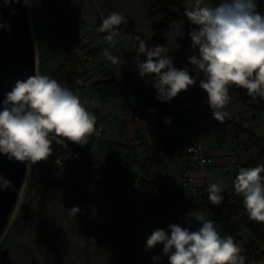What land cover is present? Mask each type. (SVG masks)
Wrapping results in <instances>:
<instances>
[{"label":"rangeland","instance_id":"374dc122","mask_svg":"<svg viewBox=\"0 0 264 264\" xmlns=\"http://www.w3.org/2000/svg\"><path fill=\"white\" fill-rule=\"evenodd\" d=\"M37 2L36 14L30 9L31 18L35 24L40 21L38 31L41 40L36 36L37 25L33 26V35L38 50L37 71L51 76L64 87H66L65 79L58 71L62 63L60 45L61 40L64 39L58 38L59 34H52L50 24L56 23L58 20L66 21L70 28L82 40L89 43L92 48H101V63L107 65L112 62L106 61L108 58L105 53L107 52L111 56L114 54L109 50L112 41L105 39L109 33L97 30L101 26L102 18H107L112 11L119 12L125 17L126 23L117 26V35L114 37L120 39L122 45L126 46L127 49H131V44L135 41L132 40V35L128 34L126 29L133 17L142 21L149 9L146 0H37ZM141 26L143 40L147 43L150 24L145 19V25L141 24ZM176 35L177 32L171 37V43L167 49L174 59H176L174 55L176 48L173 45ZM140 59L143 61L142 58ZM88 69L90 70V78L95 80L100 77L99 72L102 67H89ZM188 70L193 77L206 79L205 72L197 65L191 64ZM153 76L154 74L147 75L144 79L151 83ZM127 83L126 85H131L132 88L136 85H133L131 81ZM195 83L190 85L191 87L189 86L187 91H181L168 102L156 99L153 104L155 110L159 109L161 105L163 107L168 106L170 102L173 103V109L167 113H157L154 116L153 126L146 122L153 120H150V112H143L141 115L143 119L139 124L144 126L146 123V126L139 130V133L146 135L148 140L164 141L169 146H178L181 140L188 136V131L195 127L197 118L200 119L202 125L199 137H202L200 139L205 142L215 156L214 165L209 167L213 169L208 172L205 178L208 184L207 189L215 183L220 187L221 192H224L226 188H222L223 186L220 185V180L224 174L229 177L231 188H234V181L240 170L235 162L246 165L250 161L258 159L261 154L264 155V98L260 97L252 101L253 105H260V109L258 106L254 109L242 102H235L232 100V94H229L231 99L222 109L229 113V116L226 117L228 120L242 121L245 127L252 129L259 138H262L263 153L259 149L247 152L245 139L240 143L228 142L224 145L222 133L214 119L213 109L209 103H202L203 109L199 106L195 107L191 98L196 100L194 90L200 85V82ZM76 94L79 95L86 110L95 115L96 127L103 125L104 135L97 137L93 133L88 137V143L84 145L66 141L67 147L65 148L58 144L62 154L60 159L65 160L63 165L69 164V167L66 166L67 172L62 165H56V160L49 156L47 160L38 162L37 172L33 179L34 164L29 161L28 174L18 206L0 240V264H120L123 258L120 250H115L112 247L98 250L94 240L85 234L86 226L100 222L114 226L120 234L136 236L139 241L138 249L143 253H151L154 264H161V258H164L169 264L168 256L163 254L164 245L157 244L154 248L148 249L147 238L157 228L167 230L170 224H179L181 227L188 228L187 225L183 220L179 221L172 218L169 213H166L163 218L162 213L156 212V209L144 208L143 200L138 193L137 182L125 175L120 180L121 188L126 192L127 198L136 206L138 217L142 222L134 224L122 219L120 207L114 202L109 178L106 175L108 161L100 149L102 142H126L129 133L127 131H134V125L137 124L123 117L119 111L111 117L105 118L103 112L91 104L94 97H97L92 95L89 88ZM185 97L190 98L191 113L186 110ZM206 101L208 102V99ZM241 112L243 114H240ZM243 115H245V121L242 120ZM167 118L171 119V123H166ZM222 145L225 146H223V151L221 150ZM181 146L177 147L176 153L174 150L167 157V168L165 172L159 174L162 175V182L168 190L173 195L180 194V196H182V191L191 193L182 184L181 163L178 158V154L184 153ZM262 164H264V157ZM69 172L72 173V179H69ZM226 172L229 174L226 175ZM155 174L153 172V175ZM52 180L55 183L57 198L54 197L53 192L48 187ZM192 195L189 201L198 203L199 200L196 195ZM32 201H34L31 206L32 212L28 219L18 221L22 207ZM74 206L79 207L81 212L77 214L75 219H72L68 217L67 210ZM171 211L174 212L175 210L171 209ZM227 226L231 236H242L247 243L250 241L249 231L238 219H232V222ZM223 227L225 228V225L222 224L215 228L221 238H226L222 231ZM156 257L159 259H154Z\"/></svg>","mask_w":264,"mask_h":264},{"label":"clouds","instance_id":"9594fccd","mask_svg":"<svg viewBox=\"0 0 264 264\" xmlns=\"http://www.w3.org/2000/svg\"><path fill=\"white\" fill-rule=\"evenodd\" d=\"M17 3L20 0H16ZM28 4V0H24ZM6 4L11 0H5ZM15 14V10H13ZM184 15L193 27L189 36L198 55L188 57L189 63L198 65L206 79L200 87L208 94L213 116L222 122L229 113L222 109L229 103V86L247 90L253 100L264 98V15L257 11L255 0H194L185 6ZM126 23L119 12L112 11L102 18L99 32L113 41L117 26ZM3 27V25H0ZM140 40L139 37H137ZM160 44L151 48L140 40L137 49V70L141 77L154 74L153 87L157 99L170 101L181 91L195 83L187 67L177 69ZM109 60L114 58L105 53ZM141 55L146 59L141 61ZM166 123H171L167 118ZM96 131V117L86 110L79 95L62 86L56 79L35 71L26 81H17L3 101L0 111V154L9 160L30 161L33 164L47 160L52 155V143L67 147L66 141L81 145ZM64 138V139H60ZM56 164H62L58 158ZM264 164L240 168L234 181L237 194L243 195V205L250 220L264 223ZM0 189L14 190V183L0 175ZM208 199L219 205L224 196L213 183L208 189ZM81 209L67 210L75 219ZM200 225L197 230L170 224L168 229L157 228L147 238V248L163 244V254L169 264H245L241 248L232 236L221 238L214 221L205 217L202 210L188 214ZM154 259H159L156 257Z\"/></svg>","mask_w":264,"mask_h":264},{"label":"trees","instance_id":"16d2710c","mask_svg":"<svg viewBox=\"0 0 264 264\" xmlns=\"http://www.w3.org/2000/svg\"><path fill=\"white\" fill-rule=\"evenodd\" d=\"M149 4L148 18L152 22H156L153 35L147 47L151 48L154 44H160L164 48L168 45V37L174 25L181 21H189L184 15V0H146ZM214 4H218L220 0H214ZM38 7L33 6L32 11H37ZM190 22V21H189ZM50 31L54 35H58L61 40L60 52L62 63L58 68L59 73L64 77L66 87L70 88L74 93L84 91L88 88L87 83L90 78L89 67H102L100 70L101 79L92 84L89 89L92 95L102 101L116 99L121 101L124 109L132 110V102L129 96V86L124 81H120L114 73H112L105 63H101V48H92L82 38L70 28L64 20H58L56 23L50 24ZM194 26L191 24L187 29L189 40L179 39L182 53L184 57L196 55L197 48H193L192 40L189 33ZM136 25L131 21L127 28V33L135 35ZM142 59H146L144 56ZM89 76V78H88ZM233 92L242 102L247 103L249 96L247 90L234 85ZM202 95V90L200 91ZM132 99L136 103V107L140 112L151 109L154 101L157 99V91L152 86L136 85L131 91ZM256 109L257 107L252 106ZM260 109V107L258 106ZM220 131L222 133V142H238L245 139L247 152L259 149L263 153V140L259 138L252 129L243 127V123L226 118L220 122L218 120ZM182 145H184L182 143ZM52 155L50 158L57 160L61 157L58 144L53 141ZM100 149L108 161V170L106 172L111 185L114 202L120 207V215L125 221L132 223L142 222L138 217V210L133 202L127 198L126 192L121 188L120 180L123 175L132 178L137 182L138 193L143 200L144 208L156 209V212L162 213L164 218L169 213L172 218L179 221L183 220L191 230L198 229V222L189 218L188 214L197 210H202L207 219L213 220L214 227L221 226V217L226 221L236 218L241 221L249 231L250 241L247 243L242 236H232L235 242L241 248V255L245 257V264L264 263V223H257L250 220L243 205V195L237 194L235 189H229L221 192L224 200L219 205H213L208 199V193L197 189L198 203H187L179 195H173L166 185L162 182L161 176L167 168L166 159L170 155V150L163 144L151 145L148 141L139 135L133 140L125 143L118 142H102ZM264 155L261 154L255 161H250L243 166L255 167L262 164ZM65 161V160H63ZM62 166L67 172L69 164ZM66 163V162H65ZM57 165V164H56ZM66 167V168H65ZM38 168V162L34 164L32 178L34 179ZM153 172L156 174L153 175ZM72 173L69 172V179H72ZM264 176V173H262ZM54 180L50 181L48 187L57 198V192L54 188ZM33 202L26 203L22 207V213L18 221H26L32 212ZM171 209L175 211L172 212ZM178 211V212H177ZM173 213V214H172ZM85 234L94 240L96 249L103 250L112 247L120 250L123 258L120 264H154L151 253H143L138 249V238L120 234L112 225L104 223H94L88 225L84 229ZM225 236H231L227 229L222 228ZM161 264H167L164 258H161Z\"/></svg>","mask_w":264,"mask_h":264},{"label":"crops","instance_id":"0c3cea01","mask_svg":"<svg viewBox=\"0 0 264 264\" xmlns=\"http://www.w3.org/2000/svg\"><path fill=\"white\" fill-rule=\"evenodd\" d=\"M205 2H209V0H205ZM211 2L214 3L215 1L214 0H211ZM255 2L257 4V11L259 13H261L262 15H264V0H255ZM184 3H185V6H186V4H188V3H194V0H184ZM35 6H38L37 0H35ZM36 12L37 11H33L34 14H36ZM148 12H149V9L145 13L144 17L142 18V21L141 20H138V18H134V17L131 20V21H134V23L136 25L135 35H132V40L135 41V42L131 44V47H132L131 49L130 48L127 49L126 46L122 45L121 40L120 39H117V37L116 38L114 37V39H113L114 41H112V43H110V46H109L110 52L114 54V55H112V57L114 58V61L107 59L106 60L107 62H112V63H110V64H107L106 63L107 64L106 67H108L109 70L112 73H114V75H116L117 78L120 81H124L125 84L127 82L131 81V82H133V85L134 84H136V85L140 84V85H144V86H152L153 87L154 80L151 83H150V81L149 82L148 81L146 82L145 79H144V77H141L139 75V72L137 70V60H136L137 49L139 48L140 40H143V34H142V28H141L142 26H141V24L143 26L145 25V19H146V22L148 21L149 24H150V26H149L150 32H149V34H147L148 37H149V39L147 40V43H145L146 46L150 42V39H151V37L153 35V31H154V27H155L154 23L156 24V22H152V21L149 20V18H148ZM33 23H34V27L37 25L36 26V36L39 38V40H41L40 39L39 31H38V27L40 25V21H37L36 24L33 21ZM189 25H190V22L189 21H181V22L177 23L176 25H174V27H173V29H172L171 33L169 34V37H168V45L165 47L166 50L169 48L170 43H171V37L174 36V33L175 32H177V35L174 38L175 41H174V45H173L176 48L175 54H174L175 57H176V59H174L173 57L170 56L171 53L169 51H166V53H165L166 55L169 54V57L173 60L174 66L177 69H183L185 67H187V69H188L191 66V64L189 63L188 57H184V56L181 55L182 50H181V46L179 44V39L189 40V38L187 36V29H188ZM126 31H127V29H126ZM137 37H139L140 40L136 39ZM196 54L198 55V50L196 51ZM143 57L144 56L141 55L140 58H143ZM189 74L191 75L190 72H189ZM100 79H101V76L99 78H96L95 80L92 78L87 83V87L89 88L92 84L98 82ZM193 79L195 80V82H200L202 80H205L204 77L203 78L193 77ZM194 84H196V83H194ZM233 86L234 85H230V87H229V94H232V96H233L232 100H234L235 102H242V101H240L238 99V97L233 92V90H232V87ZM129 87L131 88L129 92H131L134 87L132 88L131 85ZM195 88H196V90H194V91L196 93V100L193 99V97L191 98V100L193 101L195 107L199 106V107H201V109H203L202 103H208L206 101L208 99L207 92L204 89H202L200 87V85L198 87H195ZM201 90H202V95L200 94V91ZM129 96H130V99H131V102H132V106H133V109L132 110L124 109L122 107V105H121L122 104L121 101H118L116 99H111L109 101H102L99 98H95L94 97V100L91 103L93 106H97L101 112H103L105 118L111 117L115 112L119 111L123 117H125L126 119L128 118L129 121H132V122H134V124H137V125H134V131H130V130L127 131V132H129L128 135H127L128 136L127 141H131L137 135H139L141 137H144L148 141V143L151 144V145H155V144H159V143L165 145L170 150V152H171L170 154H172V152L174 150H175V153H176L177 147L180 146V145H182L181 142L182 141L184 142L187 139H195V140H198V141H200V142H202V143L205 144V142L200 139L202 137H199V131L201 130L202 123H200V119H198V118H197V121L195 119V121H196L195 127H193V129H191V130L188 131V136L185 137L183 140H181V142H180V144L178 146H176V145L169 146L164 141L155 142V140L153 141V139L152 140L151 139L148 140V138L146 137V135H141L139 133V130H142L143 127L145 128V126H146V123L144 124V126H142L141 124H139L140 122H142L143 117L141 115H143V112H150V114H151L150 120H152V119L153 120L152 121H146V122L150 126H153L152 124H153V121H154V116L157 115V113H159V112H161L162 114L169 112L171 109H173V103L170 102V104L168 106H165V107H163L161 105L160 108L159 109H156V110L153 108L154 105H152L151 109H149L147 111H141L140 112L137 108H135L136 107V103L132 99V96L131 95H129ZM187 98L188 97H185L186 102L184 100L183 101L185 103V107H186L187 112L188 113H191V110H190V102H189V99L190 98H188V100H187ZM259 98L260 97H258V96L256 97V99H259ZM252 101H253V99L251 97H249L247 103H245V102H242V103H244L245 105L254 106V107L260 106V105H253V102ZM195 107H194V109H196ZM243 112H245V111H243ZM243 112H241L240 114H243ZM175 114H176V112H175ZM130 116H136L139 119L138 120H134ZM244 116L245 115H243L242 120L245 121V117ZM236 122H241V121H236ZM242 125H243L244 128H247V127H245V124L244 123ZM218 127H219V125H218ZM150 131H152V130H150ZM151 136H152V134H151ZM109 142H111V141H109ZM115 142H117V141H115ZM166 142H168V141H166ZM118 143H125V142H118ZM224 145H225V143H224ZM224 145H222V149H221L222 151L224 149L223 148ZM181 147H182V151L184 153L182 155H179L178 154V158H179V162L181 163V172H182L185 168H190L193 165V160H192L191 156L186 152L184 145H182ZM211 152H212L211 149L209 147H207L206 155L208 157L212 158L213 160H215V156ZM214 163H215V161H214ZM214 163L212 165H214ZM235 165L237 167H240V168H242L243 166H245V165H241L240 163H237V162H235ZM212 169L213 168H208L207 170H199V169H195L194 170L193 176H194V179H195V185H196V187L198 188L199 191L202 190V191L208 193L207 192V186H208V184H207V181L205 180V178L207 177L208 172H210ZM228 174L229 173L226 172V175H228ZM220 185L223 186L222 188H226V189H224L225 191H227L229 189H235V188H231L232 186H231V182L229 181V177L225 176V174H224V176H222V180H220ZM187 191L191 192L189 189ZM190 194L192 195V192ZM190 194H188L187 192L182 191V196L181 197L183 198V200L185 202L192 204L193 202L189 201V198L191 196ZM179 196H180V194H179ZM230 222H232V220L231 221H226V220H224L221 217V225L222 224L225 225V228L223 227V229H227L228 228L227 224H230Z\"/></svg>","mask_w":264,"mask_h":264},{"label":"water","instance_id":"95a60500","mask_svg":"<svg viewBox=\"0 0 264 264\" xmlns=\"http://www.w3.org/2000/svg\"><path fill=\"white\" fill-rule=\"evenodd\" d=\"M15 10V14H13ZM0 111L3 101L17 81L35 75L38 50L33 35L31 10L24 0H0ZM29 161L9 160L0 154V175L14 183L15 189H0V240L18 206L26 182Z\"/></svg>","mask_w":264,"mask_h":264},{"label":"built area","instance_id":"2783aa9c","mask_svg":"<svg viewBox=\"0 0 264 264\" xmlns=\"http://www.w3.org/2000/svg\"><path fill=\"white\" fill-rule=\"evenodd\" d=\"M35 4V0H28V5L30 9L33 8ZM32 26H34L33 19ZM137 39V38H136ZM93 102V101H92ZM134 120H138L139 118L136 116H130ZM97 137L103 136L104 127L100 125L96 127V131L94 132ZM186 152L191 156L193 160V165L190 168H185L182 173V184L185 188L189 189L193 195H197V187L195 185V179L193 176L194 170H206L213 163L214 160L206 155L207 146L195 139H187L183 142ZM62 165V164H61Z\"/></svg>","mask_w":264,"mask_h":264}]
</instances>
